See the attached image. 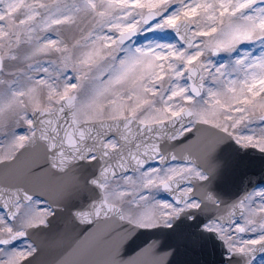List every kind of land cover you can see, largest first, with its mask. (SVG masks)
Segmentation results:
<instances>
[{
  "label": "snow or ice",
  "instance_id": "snow-or-ice-1",
  "mask_svg": "<svg viewBox=\"0 0 264 264\" xmlns=\"http://www.w3.org/2000/svg\"><path fill=\"white\" fill-rule=\"evenodd\" d=\"M264 0H0V264H169L141 230L196 223L264 264Z\"/></svg>",
  "mask_w": 264,
  "mask_h": 264
},
{
  "label": "water",
  "instance_id": "water-1",
  "mask_svg": "<svg viewBox=\"0 0 264 264\" xmlns=\"http://www.w3.org/2000/svg\"><path fill=\"white\" fill-rule=\"evenodd\" d=\"M216 159L223 161V168L217 180L214 182V188L218 194L230 197L235 195L245 178L255 179L256 182L264 183V155H261L253 150H241L232 143H227L221 146L216 153ZM147 230H141L137 233L142 236H137L135 240H131L125 245L124 255H131L133 252L143 247L145 244H139L144 241ZM186 231L182 235L177 249H173V254L170 257L171 261H179V264H220L223 263L222 249L219 243L211 236H203L198 232L195 236V241L186 243L183 237H186ZM209 240L215 241L213 248H205L203 244ZM163 246L162 250H167ZM195 263H191V260ZM196 259V260H195Z\"/></svg>",
  "mask_w": 264,
  "mask_h": 264
},
{
  "label": "flooded vegetation",
  "instance_id": "flooded-vegetation-1",
  "mask_svg": "<svg viewBox=\"0 0 264 264\" xmlns=\"http://www.w3.org/2000/svg\"><path fill=\"white\" fill-rule=\"evenodd\" d=\"M176 235H178V234L175 232L168 233V236L163 235L162 233H158V234L149 236L147 238L148 239L147 243L151 240H159L160 246H166L167 242L170 241L172 243V245H174V246L176 245L175 247H178L179 242H178V239L176 238Z\"/></svg>",
  "mask_w": 264,
  "mask_h": 264
},
{
  "label": "bare ground",
  "instance_id": "bare-ground-1",
  "mask_svg": "<svg viewBox=\"0 0 264 264\" xmlns=\"http://www.w3.org/2000/svg\"><path fill=\"white\" fill-rule=\"evenodd\" d=\"M213 244H215V241H213V240H209L208 241V243H205V244H203L204 245V247L206 248H213L214 247V245ZM196 260V259H195ZM195 263V261H194V259L193 260H191V263ZM173 264H176V263H173Z\"/></svg>",
  "mask_w": 264,
  "mask_h": 264
}]
</instances>
